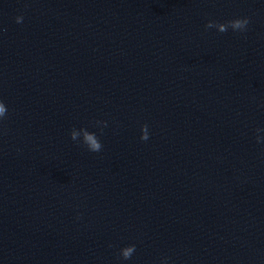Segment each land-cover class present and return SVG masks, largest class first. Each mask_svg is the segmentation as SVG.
Returning <instances> with one entry per match:
<instances>
[{
    "label": "clouds",
    "instance_id": "1",
    "mask_svg": "<svg viewBox=\"0 0 264 264\" xmlns=\"http://www.w3.org/2000/svg\"><path fill=\"white\" fill-rule=\"evenodd\" d=\"M23 20V17H17L16 18V23H21ZM249 21L247 19H236L229 21L224 24H219L215 22H209L205 27L206 28H217L220 33H224L228 30V28H231L233 31H243L245 30L246 26L248 25ZM6 107L3 102H0V119L4 118L6 115ZM142 131V136L141 140L147 141L149 139L148 135V127L147 125H144L141 129ZM257 131H260L257 129ZM71 139L75 140L76 139V134L72 133ZM85 142L90 146L89 151L91 152H99L101 150L102 145L97 142V139L95 138L94 135L88 134V132H85ZM257 142L259 143V138L257 139ZM135 251V245L126 247L121 250L122 252V257L125 260H128L131 258L132 254Z\"/></svg>",
    "mask_w": 264,
    "mask_h": 264
}]
</instances>
